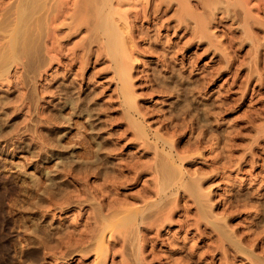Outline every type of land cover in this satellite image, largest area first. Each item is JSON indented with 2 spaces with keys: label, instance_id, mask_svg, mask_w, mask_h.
I'll use <instances>...</instances> for the list:
<instances>
[{
  "label": "rangeland",
  "instance_id": "obj_1",
  "mask_svg": "<svg viewBox=\"0 0 264 264\" xmlns=\"http://www.w3.org/2000/svg\"><path fill=\"white\" fill-rule=\"evenodd\" d=\"M27 1L0 0V264H96V255L65 233L91 227L88 216L107 200L142 194L151 170L136 180L128 165H151L155 151L171 148L187 155L178 163L191 171L186 179L196 195L175 191V213L160 239L187 237L186 247L159 241L156 253L148 247L146 263L264 264V0H188V17L176 1L142 14L124 57L132 74L127 97L110 56L97 43L88 55L76 45L91 34L85 25L58 36L50 53L41 38L36 65L26 53L13 54ZM64 1L66 10L72 0ZM61 16L68 29L72 20ZM30 21L25 27L33 30ZM98 156L108 158L106 177L93 162ZM124 258L112 254L105 264Z\"/></svg>",
  "mask_w": 264,
  "mask_h": 264
},
{
  "label": "bare ground",
  "instance_id": "obj_2",
  "mask_svg": "<svg viewBox=\"0 0 264 264\" xmlns=\"http://www.w3.org/2000/svg\"><path fill=\"white\" fill-rule=\"evenodd\" d=\"M27 1V0H26ZM64 1V0H63ZM61 1V0H28L26 2V5L22 8V11L24 10L23 18L16 19L18 20L15 30H14V41L12 39L11 42L14 44V52L15 55L19 54H27L31 60V63H35V65L39 62L40 58V42L41 38H45L44 40L47 41V43L51 44L50 51H53L54 41L58 43V36L59 40L60 35L64 33L65 37H69L75 33V31H79L84 27L89 31L87 33H91L90 36L84 40H82L79 44H76L77 46H80L82 50H84L85 54L88 55V51L92 48L93 43H97L98 47L100 48L97 50L99 53L103 55L108 54L112 61L115 62L116 65V73H118L119 79L121 83L123 84V94L127 97L129 93L132 91L129 88L128 83L131 80V62L128 61V59H124L125 55L128 54V51L131 50V46L133 43V31H132V22L136 19H139L142 14L148 15L149 13L153 14V12L163 9V6H166V8L173 7L174 2H178V8L179 6L182 7L186 11L180 10V13L184 14L186 17L189 15V11L192 10V7L190 6V1L188 0H156L158 4L156 5V1L154 6H152V0H70V7H63V5L66 6L68 3L67 1ZM188 5H186V2ZM208 1V0H207ZM212 1V0H211ZM227 1V0H226ZM67 2V3H66ZM201 4L200 1L197 0V3ZM203 2V1H202ZM215 2V1H214ZM218 2V1H216ZM239 2V1H238ZM248 2V1H247ZM23 3V2H22ZM209 3H211L209 1ZM229 3V2H228ZM24 4V3H23ZM45 4V7L42 6ZM69 4V3H68ZM67 4V6H69ZM150 4V6H149ZM195 4V3H194ZM221 4V3H220ZM224 4V3H223ZM222 4V5H223ZM241 4V3H240ZM128 7H127V6ZM211 5V4H210ZM231 5V4H229ZM127 8H126V7ZM141 6V7H139ZM190 6V7H187ZM196 6V5H195ZM202 5H200L201 7ZM209 6V5H208ZM213 6V5H212ZM23 7V6H22ZM42 7V8H41ZM44 7V9H43ZM197 7V6H196ZM203 7V6H202ZM201 7V8H202ZM225 7V6H224ZM161 8V9H160ZM177 8V13L179 12ZM188 8L190 10H188ZM216 8V7H215ZM229 8V7H228ZM42 9V10H41ZM204 9V8H203ZM210 9V8H209ZM219 9V8H218ZM234 9V8H233ZM42 13H40L41 11ZM167 10V9H166ZM194 10V8H193ZM193 10L192 15L193 16ZM216 10V9H215ZM221 10V9H220ZM223 10V9H222ZM182 11V12H181ZM197 11V10H196ZM201 11V10H200ZM39 12V13H38ZM165 12V11H164ZM204 12V11H203ZM207 12V11H206ZM23 13V12H22ZM21 13V14H22ZM157 13V12H156ZM196 13V12H195ZM201 13V12H200ZM235 13V12H234ZM62 14H65L68 16L69 19L72 21L68 24V29H66L64 24L61 23V20L59 22V18L62 19ZM180 14V15H181ZM225 14V13H224ZM182 15V18L184 17ZM198 15V14H197ZM204 15V14H203ZM236 15V14H235ZM238 15V14H237ZM248 15V14H247ZM130 16L133 17L131 20ZM202 16V15H201ZM206 16V15H205ZM22 17V16H21ZM65 17V16H64ZM71 17V18H70ZM157 17V16H156ZM155 17V18H156ZM159 17V16H158ZM157 17V18H158ZM161 17V16H160ZM159 17V18H160ZM176 17V16H175ZM179 17V16H178ZM249 17V16H248ZM180 18V20L182 19ZM192 17H189V19ZM214 18V17H213ZM67 19V17H66ZM65 19V20H66ZM131 21H130V20ZM187 22V18H184ZM183 19V20H184ZM201 19V18H199ZM32 25L34 29L31 30L30 27H25L24 22H28ZM63 20V19H62ZM63 20V21H65ZM39 21V22H37ZM137 21V20H136ZM135 21V22H136ZM139 21V20H138ZM252 21V20H251ZM26 22V23H27ZM43 22V23H42ZM66 22V21H65ZM185 22V21H184ZM181 23V21H180ZM28 24V23H27ZM39 24V25H38ZM135 24V23H134ZM161 24V23H160ZM183 24V23H182ZM43 25V26H42ZM185 25V24H184ZM192 25V24H191ZM205 25V24H202ZM208 25V24H207ZM177 26V25H176ZM175 26V27H176ZM206 26V25H205ZM209 26V25H208ZM137 27H139L137 25ZM189 27V24H188ZM191 27V26H190ZM189 27V28H190ZM195 28V27H194ZM245 28V26H244ZM14 29V28H13ZM74 29V30H73ZM85 29V31H86ZM142 29V28H141ZM144 29V28H143ZM156 29V28H155ZM187 29V28H186ZM185 29V30H186ZM42 30L44 33H42ZM74 32H73V31ZM184 30V29H183ZM199 30V29H197ZM81 31V30H80ZM159 31V30H158ZM193 31V30H192ZM65 32L67 36L65 35ZM135 32V31H134ZM142 32V31H141ZM187 32V30H186ZM73 33V34H72ZM145 33V32H144ZM148 33V32H147ZM192 33V32H191ZM202 33V31H201ZM206 33V31H205ZM210 33V32H209ZM204 34V33H203ZM148 36V34H147ZM67 37V38H68ZM135 37V36H134ZM141 37V36H138ZM159 37V36H158ZM66 38V39H67ZM204 38V37H203ZM65 39V40H66ZM64 40V39H63ZM136 40V39H135ZM44 42V41H43ZM60 42V41H59ZM65 42V41H64ZM63 43V42H62ZM155 44V43H154ZM136 45V44H135ZM54 46V47H53ZM45 47V46H44ZM43 47V49H44ZM137 47V46H136ZM9 48L10 45H9ZM13 48V47H12ZM73 48V47H72ZM57 49V48H56ZM11 51V49H9ZM60 49H58L59 51ZM71 50V49H70ZM74 50V49H73ZM76 50V49H75ZM92 50V49H91ZM136 50V49H135ZM139 50V49H138ZM56 51V50H55ZM61 51V50H60ZM47 52V53H48ZM70 52V51H69ZM131 52V51H130ZM64 53V52H63ZM79 53V52H78ZM83 53V54H84ZM134 53V52H133ZM84 54V56H85ZM91 54V53H90ZM89 54V55H90ZM98 54V53H97ZM100 54V56H101ZM131 54V53H130ZM54 55V54H53ZM86 55V56H87ZM99 55V54H98ZM97 55V56H98ZM21 57H23L21 55ZM26 57V56H25ZM89 57V56H88ZM127 57V56H126ZM134 57V56H133ZM45 58V57H44ZM50 61H53L56 56H52L49 54ZM85 58V57H84ZM99 58V56H98ZM102 58V57H101ZM19 59V58H18ZM58 59V58H57ZM56 59V60H57ZM133 59V58H132ZM138 59V58H137ZM76 60V59H74ZM73 60V61H74ZM89 61V60H88ZM131 61V58H130ZM29 62V61H28ZM129 62V63H128ZM65 63V62H64ZM86 63V62H84ZM88 63V62H87ZM111 63V62H110ZM42 64V63H41ZM45 64V63H44ZM130 64V65H129ZM3 65V64H2ZM26 65V64H25ZM85 65V64H84ZM51 66V65H49ZM27 67V66H26ZM34 67V66H33ZM103 68V67H102ZM27 69V68H26ZM98 69V68H97ZM80 70V69H79ZM4 71V69H3ZM174 71V70H173ZM96 73V72H95ZM1 74V73H0ZM94 74V73H93ZM177 76V75H176ZM1 78V77H0ZM35 78V77H34ZM32 79V78H31ZM89 81V80H88ZM67 85V84H66ZM69 85V83H68ZM103 88V87H102ZM173 89V87H172ZM177 92V91H176ZM122 95V94H121ZM74 96V95H73ZM188 96V95H187ZM118 97V96H117ZM189 97V96H188ZM131 98V97H130ZM129 98V99H130ZM193 98V97H192ZM128 99V98H126ZM79 100V99H78ZM85 100V99H83ZM125 100V99H124ZM76 100H72L70 103L74 104L76 106V109L79 108L76 105ZM82 101V100H81ZM87 101V100H85ZM84 101V104L86 103ZM83 102V101H82ZM83 104V103H81ZM190 106V105H189ZM58 107V106H57ZM88 107V106H86ZM194 107V106H193ZM73 108V107H72ZM180 108V107H179ZM188 108V107H187ZM80 109V108H79ZM91 109V108H90ZM205 109V108H204ZM183 110V109H182ZM181 110V111H182ZM91 111V110H90ZM94 111V110H93ZM106 111V110H105ZM140 112V111H139ZM143 112V111H142ZM145 112V111H144ZM92 113V112H91ZM53 115V114H52ZM124 115V114H123ZM71 116V115H70ZM107 118V117H106ZM101 119V118H100ZM130 119V118H129ZM6 120V119H5ZM118 120V119H117ZM126 120V119H125ZM114 121V120H113ZM210 122V121H208ZM51 123V122H50ZM65 124V123H64ZM70 124V123H69ZM102 124V123H101ZM105 128V127H104ZM210 128V127H209ZM85 130V129H84ZM174 131V130H172ZM50 132V131H49ZM179 132V131H178ZM177 132V133H178ZM124 133V132H123ZM1 134V133H0ZM118 134V133H117ZM169 134V133H168ZM125 135V134H124ZM139 135V134H138ZM199 135V134H198ZM117 136V135H116ZM155 136V135H154ZM6 137V136H5ZM133 137V136H132ZM139 137V136H138ZM137 137V138H138ZM141 138V137H140ZM39 139V138H38ZM256 140V139H254ZM253 140V141H254ZM88 141V140H87ZM188 141V140H187ZM105 142V141H104ZM114 142V141H113ZM107 143V142H106ZM197 143V142H196ZM103 144V142H102ZM59 145V144H58ZM105 145V144H104ZM145 145V144H144ZM110 146V145H109ZM190 146V145H189ZM197 146V145H196ZM213 146V145H212ZM225 146V145H224ZM90 147V146H89ZM101 147V146H100ZM106 147V145H105ZM153 147V146H152ZM172 147V146H171ZM26 148V147H25ZM99 148V147H98ZM122 148V147H121ZM151 148V147H150ZM189 148V147H187ZM86 149V148H85ZM89 149V148H88ZM166 148H163L165 150ZM170 149V148H169ZM190 149V148H189ZM112 150V149H111ZM117 150V149H116ZM184 150V148L182 149ZM192 150V149H191ZM94 151V150H93ZM102 151V150H101ZM108 151V149H107ZM177 151V150H176ZM172 148L170 150L166 149V152L160 153L159 151H155L154 155V162L150 165V162H141L140 160H135L136 162L133 164H129V170L131 173L133 172V176L136 180H138L140 177H142V173L145 170H151V173L153 175L152 185H149L145 189H142V194L140 193H129L123 194L122 198H118V200H114V203H108L109 200H107L106 204H102L101 207L92 210V216H88L93 218L94 224L91 225V227H87V223L85 227L79 228L82 226H78L79 228L74 229V232L68 231L65 234L74 235L77 236L83 243L82 244V250L83 252H93L96 255V259L98 260L96 264H105L106 259L108 256L112 255L116 256L117 254L123 255L124 261L117 262L118 264H147L146 263V251L149 246L150 253H156V245L159 241L165 242V244L171 245L172 247H176L178 245L177 249H182L186 247V240L187 237L184 239V241H180L181 238H176L175 234H168V236H165L164 238L160 239L162 236V233L164 232V229H162L163 226L170 225L172 218L175 213L176 205H172V199L176 195L177 192H180V190L185 194L190 195H196V189H194V186L188 181L187 173L182 169L181 163L185 160V156L187 158V155L181 156L179 151L176 152ZM118 152V151H117ZM182 152V151H181ZM92 153V152H90ZM107 153V152H106ZM119 154V153H118ZM225 154V153H224ZM228 154V153H227ZM98 154H96L97 156ZM95 156V157H96ZM121 156V155H120ZM158 156V157H157ZM32 157V156H31ZM66 157V156H65ZM119 157V156H118ZM149 157V156H148ZM211 157V156H210ZM132 158V157H131ZM225 158V157H224ZM121 159V158H120ZM118 159V160H120ZM145 159V158H144ZM229 159V158H228ZM108 160V158H107ZM105 161V159L99 158V156L95 159L96 165L97 163H101L102 166L99 167V173L102 175H106L109 173V169L107 163L108 161ZM128 160V159H127ZM219 160V159H218ZM242 160V159H241ZM63 161V160H62ZM73 161V159H72ZM89 159L87 160V162ZM92 161V160H90ZM132 161V160H131ZM143 161V160H142ZM146 161V160H145ZM61 162V161H60ZM86 162V161H85ZM128 162V161H127ZM90 163V162H89ZM114 163V162H113ZM118 163V162H117ZM125 163V162H123ZM238 163V162H237ZM71 164V163H70ZM94 164V163H93ZM99 165V164H98ZM238 165V164H237ZM81 166V165H80ZM87 166V165H85ZM89 166V165H88ZM110 166V164H109ZM66 167V166H64ZM95 167V166H94ZM120 167V166H119ZM69 168V167H68ZM75 168V167H74ZM85 168V167H84ZM193 168V167H192ZM81 169V168H80ZM89 169V168H87ZM91 169V168H90ZM111 169V168H110ZM48 171V170H47ZM137 172V173H136ZM191 172V171H190ZM198 172V171H197ZM25 173V172H24ZM96 173V172H95ZM120 175L122 171L120 172ZM216 173V172H215ZM66 174V173H65ZM119 176V178L123 179L122 177L125 175ZM89 175V174H88ZM91 175V174H90ZM50 176V175H49ZM127 176V175H126ZM130 176V177H129ZM132 175H128L129 178L134 179L131 177ZM84 177V176H83ZM101 177V176H100ZM111 177V176H110ZM195 177V176H194ZM125 178V177H124ZM190 178V177H189ZM198 178V175H197ZM24 179V178H23ZM107 179V178H106ZM196 179V178H195ZM194 179V180H195ZM204 179V178H203ZM236 179V178H235ZM127 181L130 179H126ZM147 180V179H146ZM193 180V178H192ZM107 181V180H106ZM135 181V180H133ZM238 181V180H237ZM198 182V180H197ZM250 182V181H249ZM52 183V182H51ZM134 183V182H133ZM130 184V183H129ZM137 184V183H135ZM149 184V183H148ZM198 184V183H196ZM251 184V183H250ZM90 185V184H89ZM100 185V184H99ZM27 186V185H26ZM60 186V185H59ZM76 186V185H75ZM109 186V185H108ZM122 186V185H121ZM145 186V185H144ZM199 185H197L198 187ZM65 187V186H64ZM78 187V186H77ZM200 187V186H199ZM198 187V188H199ZM95 188V187H94ZM106 188V187H105ZM139 189V188H138ZM206 189V188H205ZM58 190V189H57ZM71 190V189H70ZM75 190V189H74ZM118 190V189H117ZM199 190V189H198ZM201 190V189H200ZM106 191V190H105ZM202 191V190H201ZM200 191V193H201ZM212 191V190H210ZM72 192V190L70 191ZM91 192V191H90ZM104 192V191H103ZM109 192H111L109 190ZM204 192V191H203ZM65 193V192H64ZM85 193V192H84ZM108 193V192H107ZM113 193V192H112ZM110 193V194H112ZM115 193V192H114ZM91 194V193H90ZM116 194V193H115ZM120 194V193H119ZM83 195V193H82ZM96 195V194H95ZM101 195V194H100ZM107 195V194H106ZM113 195H109L111 197ZM202 196V195H201ZM210 196V195H209ZM77 197V196H75ZM94 197V196H93ZM114 197V196H113ZM194 197V196H193ZM197 197V196H196ZM81 198V197H80ZM116 198V199H117ZM210 198V197H209ZM248 198V197H247ZM83 199V198H82ZM204 199V198H203ZM208 199V198H206ZM48 200V199H47ZM84 200V199H83ZM212 200V199H211ZM193 201V200H192ZM207 201V200H206ZM215 202V200H213ZM49 202V201H48ZM57 202V201H56ZM198 202V201H197ZM202 202V201H201ZM209 202V201H208ZM261 202V201H260ZM101 203V202H100ZM139 203V204H138ZM175 202H173L174 204ZM185 203V202H184ZM39 204V203H38ZM43 204V203H42ZM40 205V204H39ZM183 205V204H182ZM205 205L204 207H206ZM209 206V205H208ZM188 207V206H187ZM203 207V206H202ZM210 208V207H209ZM208 211V210H207ZM206 211V212H207ZM195 212V211H194ZM91 213V212H90ZM215 213V212H214ZM226 213V212H225ZM229 213V212H228ZM54 214V213H53ZM188 214V212H187ZM208 214V213H206ZM210 214V213H209ZM227 214V213H226ZM194 215V214H193ZM202 215V214H200ZM216 215V214H214ZM213 217V216H212ZM252 217V216H251ZM89 218V219H91ZM200 219V218H199ZM224 219V218H223ZM261 219V218H260ZM225 220V219H224ZM88 221V220H87ZM90 221V220H89ZM170 223V224H169ZM186 223V222H185ZM226 223V220L224 221ZM223 224V223H221ZM257 224V223H256ZM183 225V224H182ZM192 225V224H191ZM206 225V224H205ZM230 225V224H229ZM68 226V225H67ZM186 226V225H185ZM196 226V225H195ZM207 226V225H206ZM227 226V225H226ZM264 226V225H263ZM70 227V226H69ZM182 227V226H181ZM224 227V226H223ZM79 231H76L78 230ZM225 229V228H224ZM226 230V229H225ZM233 231V230H232ZM65 232V231H64ZM63 232V233H64ZM228 233V232H227ZM234 234V233H232ZM239 235V234H237ZM66 236V235H65ZM251 236V235H250ZM76 237V240L78 239ZM185 237V236H184ZM67 238V237H66ZM70 238V236H69ZM74 238V237H73ZM65 239V238H64ZM78 239V240H79ZM75 240V241H76ZM183 240V239H182ZM240 240V239H239ZM74 241V240H72ZM241 241V240H240ZM66 242V241H65ZM51 243V242H50ZM79 243V242H77ZM190 243V242H188ZM208 243V242H207ZM245 243V242H244ZM253 243V242H252ZM213 244V243H212ZM79 245V244H78ZM189 245V244H188ZM67 246V245H66ZM70 246V245H69ZM68 246V247H69ZM77 247V246H76ZM72 248V247H71ZM70 248V249H71ZM79 248V246H78ZM170 248V247H169ZM69 249V250H70ZM171 250V249H170ZM208 250V249H206ZM52 251V250H51ZM72 251V250H71ZM180 251V250H179ZM211 251V249H210ZM221 251V247H220ZM70 252V251H69ZM214 252V251H213ZM228 252V251H227ZM61 253V252H60ZM67 253V252H66ZM164 253V252H163ZM83 254V253H82ZM71 255V254H70ZM87 255V254H86ZM160 255V254H159ZM229 255V254H228ZM157 258V257H156ZM175 258V257H174ZM95 259V260H96ZM115 260V259H114ZM155 260V259H154ZM167 260V259H166ZM224 260V259H223ZM262 261V260H261ZM148 262V261H147ZM227 262V261H226ZM253 262V261H252ZM172 263V262H171ZM175 263V262H174ZM188 264V263H186Z\"/></svg>",
  "mask_w": 264,
  "mask_h": 264
}]
</instances>
